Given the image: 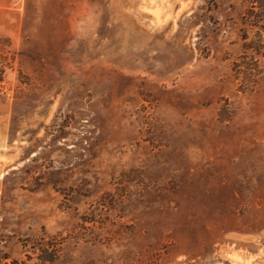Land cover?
Masks as SVG:
<instances>
[{"label": "rangeland", "instance_id": "rangeland-1", "mask_svg": "<svg viewBox=\"0 0 264 264\" xmlns=\"http://www.w3.org/2000/svg\"><path fill=\"white\" fill-rule=\"evenodd\" d=\"M0 264H264V0H0Z\"/></svg>", "mask_w": 264, "mask_h": 264}]
</instances>
